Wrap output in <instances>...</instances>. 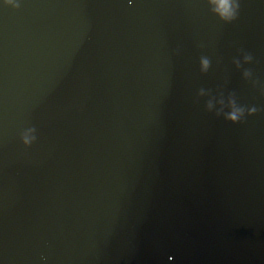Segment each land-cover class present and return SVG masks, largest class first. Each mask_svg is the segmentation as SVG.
Returning a JSON list of instances; mask_svg holds the SVG:
<instances>
[{
  "label": "water",
  "instance_id": "water-1",
  "mask_svg": "<svg viewBox=\"0 0 264 264\" xmlns=\"http://www.w3.org/2000/svg\"><path fill=\"white\" fill-rule=\"evenodd\" d=\"M236 2L0 3V264H264V0Z\"/></svg>",
  "mask_w": 264,
  "mask_h": 264
},
{
  "label": "clouds",
  "instance_id": "clouds-1",
  "mask_svg": "<svg viewBox=\"0 0 264 264\" xmlns=\"http://www.w3.org/2000/svg\"><path fill=\"white\" fill-rule=\"evenodd\" d=\"M0 3L5 6H10L16 8L18 6L19 0H0ZM209 5L212 8L213 14L217 15L219 19L228 22L235 18L237 10L236 0H208ZM248 57H245L247 60ZM207 67V60H201V69L204 70ZM211 108V103L208 105ZM242 115V110L234 106L231 107V110L228 112L226 119L229 121L235 122ZM34 139L32 134V129L26 130L21 137L22 143L28 145Z\"/></svg>",
  "mask_w": 264,
  "mask_h": 264
}]
</instances>
